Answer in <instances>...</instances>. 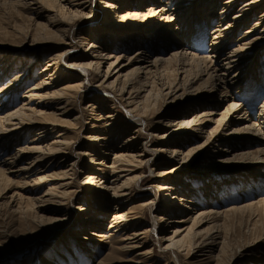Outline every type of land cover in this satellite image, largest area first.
<instances>
[{
  "label": "bare ground",
  "instance_id": "bare-ground-1",
  "mask_svg": "<svg viewBox=\"0 0 264 264\" xmlns=\"http://www.w3.org/2000/svg\"><path fill=\"white\" fill-rule=\"evenodd\" d=\"M93 1L0 0L2 5L25 13L21 22L26 38V42L9 47L0 45V195L10 192L7 204L27 203L20 213L32 215L31 222L20 218L24 225L20 234L33 231V225L43 229L52 224V228L64 225V234L72 228L82 233L60 243L47 262L31 256L24 264H85L97 253L89 244L109 246L114 241L120 245L93 264H151L155 257L146 249V238L155 232L158 248L172 256L170 264H176L181 253L193 259L207 251L206 258L193 263L202 264L216 257H211L214 251L221 254V220L240 215L253 223L264 214V196L221 209L209 206L211 194L203 200L186 181L169 180L179 177L185 162L192 159L214 160L237 173H255L251 179L257 183L258 178L264 181V97L256 114L247 115L246 108L231 100L227 91L228 87L232 95L240 96L261 61L264 67V0H96L100 7L97 14ZM98 16L99 28L81 26L84 19L93 18L85 22L91 25ZM211 22L209 50L201 55L191 43L197 39L196 31L202 34L196 41H202ZM245 25L249 27L233 41ZM39 46L48 51L31 60L17 57ZM133 48L137 49L128 56L121 53ZM169 71L176 75L175 81L162 84ZM92 82H99L96 89L89 86ZM217 86L220 90L213 100L209 95ZM17 92H21L20 101L10 108ZM77 101L86 104L73 113L70 107ZM119 104L125 121L116 109ZM164 106L170 107L166 110ZM153 116L160 120H151ZM209 124L213 128L203 132ZM76 125H80L79 137L67 141L60 139V134L48 142L52 135ZM146 130L151 132L150 148L138 142ZM200 135L204 136L201 144L184 149L188 140ZM144 137L147 142L149 138ZM235 141L243 143L244 149L235 150V145L231 146ZM248 145L256 149H245ZM156 156L160 158L156 166L169 169L150 173L156 182L150 192L161 193L163 201L152 196L124 209L135 202L144 170L150 162L155 163ZM204 170L198 174L206 173ZM249 179L242 178V191H254ZM73 186L77 188L70 191ZM255 188L264 191V186ZM74 205H79L75 216L65 212ZM165 212L166 216L152 219L150 228L142 227L146 213ZM46 214L56 217L46 218ZM204 225L207 235L195 239L193 229ZM89 229L97 232L86 233ZM53 238L45 239L42 246Z\"/></svg>",
  "mask_w": 264,
  "mask_h": 264
},
{
  "label": "rangeland",
  "instance_id": "rangeland-1",
  "mask_svg": "<svg viewBox=\"0 0 264 264\" xmlns=\"http://www.w3.org/2000/svg\"><path fill=\"white\" fill-rule=\"evenodd\" d=\"M92 4H93L92 6L94 7L93 9L95 11V14L100 13V10H99L100 7L97 1L94 0ZM219 9H220V6L217 7V9L215 10V13H213V17H216V13L219 11ZM18 11L19 13L17 15ZM261 12L262 11L260 10L256 16L261 14ZM22 15H25V13H21L19 9L10 7L8 5H2L0 3V45L1 46L9 47V46L15 45V43H20L24 41L26 42V40H24L26 38L23 39V36H22L24 34L22 33V29H23L22 22H21ZM99 17L100 16L94 18V21L91 25H89V23L85 24V22L91 21L90 19H93V18L84 19L83 24H81V26L84 27L85 29L92 28L90 30H95L100 27ZM32 18H34L35 21H39L34 16H32ZM212 27L213 25L211 22V25H209L203 33L202 41L201 40L196 41L202 36V34L199 35L197 31H196L197 39L192 40V43H191L192 46H194L195 47L194 49L201 55L202 54L205 55L207 53V50H209L207 45L210 43V30L212 29ZM248 27L249 25H245L241 29H239V31H237L236 34L234 35L233 41L236 40L241 35V33H243V31H245ZM199 30L200 29H198V31ZM230 48H232V45ZM42 49L43 48L39 46L38 49L34 50V52H32L35 54L34 56L31 55L32 53L26 52L27 54L22 53L23 55L20 54L17 57L25 56L28 60H31L32 57H35V56L38 57L42 55L43 52L48 51V48H45L44 50ZM110 49H112L110 51L116 52V50H114L115 48H110ZM136 49L137 48H133L132 50L128 52L118 50L117 53H120L122 51L121 53L128 56L132 54ZM70 54L73 55L76 53L71 52ZM260 63L262 64L263 62L261 61ZM261 64L258 65L259 67H256L255 70L252 72V77L250 78L251 80H249L246 83V86L248 88L245 87V90L244 89L241 90L239 92V94H241L240 96L235 97L234 95H232L233 91L227 87V91L229 92L228 95L231 98V100H234V102H238L239 104H242V106H244L246 110L248 111L247 115L251 113L256 114V110L259 104L261 103L262 98L264 97V67H262ZM14 72L15 71L9 74L10 75L9 77H12L14 75ZM255 78L259 80L261 87H259V84H258L259 82L257 81L258 82L257 83L255 81ZM112 79L113 78L109 79L108 82H110ZM175 79H176V75L174 74V72L169 71L168 73L163 75L161 79V83L167 85V84L174 82ZM98 83L99 82H92L91 84H89V86H91V88L93 89H96L94 85H97ZM117 84L120 85L119 82ZM216 88L217 90H215V92H213L212 95H209L211 97L212 96L215 97L213 98V100L217 98L218 93H219L218 91L220 90L218 86ZM254 88H256L257 90ZM21 92L15 93L14 95L15 102L10 106V108L12 107L14 108L18 104L20 100L17 98L21 94ZM86 93H89V96L91 97L99 96L98 94H94L93 92H86ZM170 100L171 98L167 99L166 102H169ZM104 102L105 101H103V103ZM85 104H86L85 101L81 105L78 104V101H77L75 104H71L70 108L72 109V112L75 113L74 111H77L78 107L83 108ZM114 106L116 107V105ZM120 107L122 109V106H120L119 104L117 105L116 109L117 111H119L118 113H119L120 118L123 121H125V117H124L125 115L120 109ZM169 107H165V109L167 110ZM170 109L168 111L171 112ZM177 109L178 108H174L173 110H177ZM195 112H198V110H195ZM192 113L193 112H191L190 114L188 113L187 116H191ZM95 114H97V112ZM100 115L104 116L106 114L101 113ZM155 118L156 116H153L151 120H154ZM166 118L167 117H165L164 119ZM155 120H160V119L156 118ZM79 126L80 125H76L73 128H68L64 132L52 135L51 136L52 139L48 140V142L51 140H54V137H57L60 134L61 135L59 136V138L67 140V141L73 138L79 137V135H81ZM83 127L87 128L88 126H83ZM212 128H213V124H209L205 127L203 132L205 133L209 132ZM157 130L159 129L157 128ZM161 130L162 128L160 129V131ZM145 132L146 134H142L143 136H141L142 140L138 142L144 143V145L146 144V147L150 148L152 144L150 141V135L148 134H151V132L148 130H146ZM261 132H263V135H264V125H263V129ZM224 133L226 134V132ZM144 136H147L149 138L147 142H144L145 141ZM199 137L200 138H193L195 140H192V139L188 140L186 144H184V149L187 150L191 147L201 144L203 142L202 137L204 138V136L200 135ZM182 138H185V137H182ZM122 140H123L122 138L119 139L118 141L119 145L121 144ZM138 142L135 143V147L137 148V150H139L140 148V145ZM232 145H235V148H234L235 150H238L240 148L241 150L244 149L241 146L243 145V143H238L237 141H235L234 143L231 144V146ZM221 146H224V145H221ZM223 148H227V147H223ZM247 148H249L248 150L253 151L256 149V146L248 145L246 146L245 149ZM217 149H220V148L219 147L215 148L214 151H217ZM234 149L230 148L229 150L232 151ZM2 151L3 150L0 149V155H2ZM146 155L150 156L151 153L147 152ZM86 158L87 159H85V162L86 161L88 162L89 157H86ZM188 160L185 162V165L183 168L184 171L182 172V174H180L179 177H172V179L169 181L174 180L178 183H180L181 181H186L187 183H189L190 188L192 190H197L198 196H201L203 200L205 199L207 194H211L213 200H211L210 202L211 204L209 205L210 207L218 206L221 209H224L230 206L231 204L240 205L246 202H254L259 197L264 196V191L259 192V190L255 188L256 186H262V187L264 186V181H262L263 179L258 178L259 183H257L256 180L251 179V178H255L254 177L256 175L255 173L250 174L244 170L237 173L236 172L237 170L230 169L233 167L221 166V165L215 164L214 160H210V161H205V160H197V161L194 160L193 161L192 159L189 161ZM153 161L155 163L150 162L149 168L147 170H144L145 174L143 175V179H142L143 182H141V184L139 185L140 188L137 191V195L135 196V199H134L135 202L124 205V209H127L130 206L138 205L140 202L148 200V198L152 199V196L155 197L157 201H163L164 198L160 196L161 193L158 195L156 192V195H154L152 192H150V191H154V189L151 187L156 186V182L152 178V175L150 173L155 174L161 170H166L169 168L168 167L158 168L156 165L160 164V158H157V156L153 159ZM202 169H205L204 171H206V173L198 174V171H202ZM79 171H80V167H77V169L75 170V174L77 177H78ZM244 177L250 178L249 180H247V182L254 185V186H251V187H254V191L247 192V191H242L240 189V184H242L241 183L243 181L242 178ZM11 179H13V177H11ZM245 185H247L248 188H251L250 185H248V183H246ZM76 188L77 186H73L71 187L70 191H73ZM84 195L89 196L88 193ZM9 196H10V192L8 191L0 195V264H24L26 260H30L31 256L37 257L41 261L47 262L49 258L51 259L50 253H52V250L54 248L59 247L60 243L62 242L64 243L69 240H72L70 237L74 235L82 236L81 232L73 231L74 228H72L73 230L70 229L67 234H64L65 229H66L64 228L65 227L64 225L62 227L57 226L55 228H52L53 224L48 225V226L46 225L43 227V229H35L36 227L32 224L34 228L33 231L20 234V232L24 230V225L20 221V218H25L27 221L31 222L32 215H26V214L21 215L20 213L21 211L26 209L25 205H27V203L20 202V204H18V206L21 207L20 209L17 208L18 206L15 203L7 204ZM214 199L216 200L214 201ZM169 202L173 203L174 201L170 200ZM218 204H220V206ZM79 205L81 206L82 203H80ZM79 205H74L73 208H70V209L65 207L66 208L65 212L66 211L72 212L73 215L75 216L77 213L74 209H76L77 206ZM209 206H206V207H209ZM30 214L32 213L30 212ZM162 215L166 216V212L163 214L160 213L159 215H156L155 213H151V214L146 213L145 216L143 217L142 227L150 228L149 225L152 219L155 216H162ZM45 216L46 218L56 217L52 214H46ZM110 216H111V212H109L106 216L105 226L110 220ZM176 218L183 219L184 216L182 217V215H177ZM175 220H178V219H175ZM185 223H186V226L189 225V223L187 222ZM250 223L246 221L244 216H240V215H231L230 217L227 218L225 222L221 220L220 227L218 229L219 236L223 242V245L221 246V254L217 255V253L214 251L211 257H214V256L216 257L210 258L207 261H203L202 264H214L215 262H219L220 264H264V238H263L264 237V214H262L259 218H257L252 224ZM174 225L177 226L178 228L183 227V224H174ZM142 227H139V229H143ZM206 227L207 225H204L202 227H199L198 229H193L192 234L195 235V239L199 240L207 235L208 232H207ZM87 232L96 233L97 231L89 229V230H86V233ZM3 235H6L8 237H3ZM47 235L49 236L46 238ZM84 235H86L85 237L88 236V234H84ZM157 235L158 234H156V232L149 233V235L146 238V249H150L151 253L153 252L152 253L153 257H155V260H152L151 264H170L172 262L171 260L172 256H170L169 252L161 251L158 248ZM52 236H54V238L49 240V242H46L43 245L47 247H43L42 246L43 241H45V239L51 238ZM219 241L220 240H217V242ZM116 245L119 246L120 245L119 242L117 244V242L114 241L112 244H109V246L108 245L104 246L103 244L102 245L89 244L88 248H91V249L97 248V253H95V256H94L95 258L92 257L93 259L91 260L86 259L87 261H84V263L93 264V262H96L97 258L104 257V255L108 251L110 253V250L112 249V247H115ZM251 245H254V246L249 247ZM218 248H220V246H217V249ZM207 254H209L207 251H203L201 253H197L195 255V258L190 259L184 253H181L178 255V261L176 262V264H178V262L179 264H193L196 261L206 258ZM219 257H222V258L220 261H217L216 259ZM161 260H164V262H162ZM53 262L54 261L51 260V263ZM29 263L30 262H28L27 264ZM117 264H123V263H117Z\"/></svg>",
  "mask_w": 264,
  "mask_h": 264
}]
</instances>
